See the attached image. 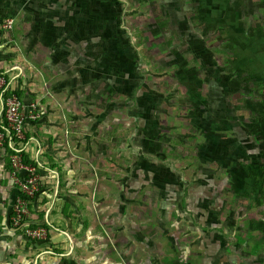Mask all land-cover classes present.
<instances>
[{"label":"rangeland","instance_id":"1","mask_svg":"<svg viewBox=\"0 0 264 264\" xmlns=\"http://www.w3.org/2000/svg\"><path fill=\"white\" fill-rule=\"evenodd\" d=\"M59 3L9 32L47 145L29 205L57 188L45 240L20 225L46 263L264 264V0Z\"/></svg>","mask_w":264,"mask_h":264},{"label":"crops","instance_id":"2","mask_svg":"<svg viewBox=\"0 0 264 264\" xmlns=\"http://www.w3.org/2000/svg\"><path fill=\"white\" fill-rule=\"evenodd\" d=\"M49 1H51L53 5L56 3L57 10H60L59 2H61V0H0V24L5 17L18 16L21 11H24L25 5L27 7L26 11L32 13L35 10L34 8L39 10V8H42V3ZM29 3H36L39 5L34 6L33 4L28 7ZM11 36H13V34L4 31L0 26V70L8 73L7 75H10L11 77H16L18 79L22 91V100L29 101L23 96V90L25 86H27V80L30 78V73L28 72L29 63L21 54L17 57L12 49L14 39ZM40 108L42 112V107ZM30 130L31 125L29 124L25 128L26 142L20 147V150L25 152V155L29 157L31 161L37 163L39 171L41 158L44 157L45 154L42 148H46L47 145L44 143L45 145L41 147L40 142L34 138L28 139V132H30ZM33 146H36L37 148L40 146L41 149L34 151L32 149ZM45 156L47 155L45 154ZM12 172L13 170L11 166L9 169L6 164L5 155L0 154V264H45L47 259L53 257L52 252L46 251L42 243L27 238L25 235V227L27 223L18 227L12 222L13 206L17 197L20 195V187L11 178ZM52 172L55 173V171ZM41 175L43 177L52 176L50 171L49 173ZM51 179L53 178H50L49 180ZM56 195L57 188L55 187L48 202H43L44 205L41 203L43 197L41 200L39 199V196L36 197L32 204H30L28 218H32V220L28 221V225L45 223L47 227L51 228V224H54V221L51 218L54 219L56 217L51 213L57 208L53 201V199L55 200ZM60 217L62 216H59V219ZM66 218L67 220H64L63 223H65L66 226L68 225V228L71 229L69 218L67 216ZM50 230L51 229L48 231L53 240L57 235L55 236ZM62 234L65 238H62L61 240H66L70 237L67 231H62ZM57 241L58 240L53 241V243Z\"/></svg>","mask_w":264,"mask_h":264},{"label":"built area","instance_id":"3","mask_svg":"<svg viewBox=\"0 0 264 264\" xmlns=\"http://www.w3.org/2000/svg\"><path fill=\"white\" fill-rule=\"evenodd\" d=\"M15 19L16 16L5 17L1 28L12 31ZM7 74L0 70V154L6 153V146L14 151L9 157L13 170L11 178L20 187V195L13 206L12 222L19 227L29 212L28 205L40 179L36 168L24 160L20 147L26 142L25 128L40 118L41 103L23 101L16 93L20 88L18 79ZM27 235L45 240V233L38 225L28 230Z\"/></svg>","mask_w":264,"mask_h":264},{"label":"trees","instance_id":"4","mask_svg":"<svg viewBox=\"0 0 264 264\" xmlns=\"http://www.w3.org/2000/svg\"><path fill=\"white\" fill-rule=\"evenodd\" d=\"M17 95L22 98V91L21 89L19 88V90L16 91ZM6 153L4 154L5 155V159H6V164L8 165L9 169H10V166H11V162H10V155L14 153V151L12 149H10L8 146H6ZM21 155L23 156L24 160L34 166L36 168V172H38V168H37V163L35 161H31L29 159V157H27L23 152L21 153ZM30 208V205L28 206ZM37 225H42V226H45L46 227V224L43 223V224H36V225H32V227H36Z\"/></svg>","mask_w":264,"mask_h":264}]
</instances>
